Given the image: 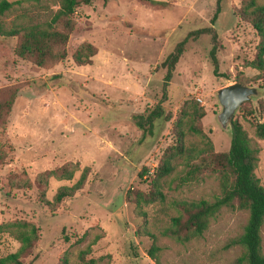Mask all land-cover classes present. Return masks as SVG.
<instances>
[{
  "label": "rangeland",
  "instance_id": "obj_1",
  "mask_svg": "<svg viewBox=\"0 0 264 264\" xmlns=\"http://www.w3.org/2000/svg\"><path fill=\"white\" fill-rule=\"evenodd\" d=\"M0 26L45 23L59 8L58 0H7ZM95 0L75 10L77 29L65 45L67 55L43 68L14 53L15 37L0 35V97L13 89L16 96L4 123L0 120V225L23 220L34 223L38 240L24 264H58L63 254L69 264H87L78 255L88 249L93 264H237L242 248L236 240L243 232L247 211L222 208L210 219L201 236L180 243L162 235L176 215L177 200H213L219 195L216 175L202 177L175 188L162 186L165 199L146 204L140 194L150 190L149 177H138L142 168L152 174L164 149L172 144L173 122L183 102L193 98L205 109L203 132L215 152H227L232 132L221 127L222 107L217 90L231 85L243 73L255 44L252 29L238 20L241 0H223L214 24L221 48L217 52L219 75L209 58L210 35L189 40L177 62L164 99L161 61L191 30L210 26L216 0ZM264 4V0H257ZM81 43L96 48L91 63L76 65L71 53ZM251 108L264 98L259 82ZM160 104L173 115L162 128L143 135L133 116ZM237 109L233 120L246 130L258 148L254 173L264 186V139L255 135V124L264 118ZM205 139L187 133V145L201 148ZM90 167L83 188L56 208L57 189L72 180L50 178L38 184L39 173L65 162ZM182 166L177 167L178 176ZM146 170V171H147ZM144 172V170L142 171ZM147 173V172H145ZM42 192L44 199H42ZM264 254V222L260 230ZM157 249L154 257L151 246ZM18 241L0 231V257L15 252Z\"/></svg>",
  "mask_w": 264,
  "mask_h": 264
},
{
  "label": "trees",
  "instance_id": "obj_2",
  "mask_svg": "<svg viewBox=\"0 0 264 264\" xmlns=\"http://www.w3.org/2000/svg\"><path fill=\"white\" fill-rule=\"evenodd\" d=\"M93 1L95 0H58L59 8L49 21L14 24L7 29L0 26V35L15 37V55L43 68L66 57L65 45L70 34L78 27L74 18L75 10L80 5H90ZM222 1L216 0L210 26L189 31L161 61L160 67L165 69L162 99L166 96L175 66L184 53L185 45L189 40L196 39L201 35H210L209 58L213 64L214 75H219L217 52L221 45L214 24L221 12ZM147 2L159 9H164L166 6L161 1L147 0ZM10 6L11 3L7 0H0V13L9 9ZM236 13L238 20L248 25L254 33L253 54L245 60L244 66L256 70L257 74L248 77L239 73L235 76L234 82L242 85L259 82V87L264 88V4H259L257 0H241ZM95 53L96 48L93 45L81 43L73 50L71 58L76 65L84 66L91 63V58ZM15 96L16 91L10 89L0 97V120L3 123ZM250 102V100L244 102L238 109L243 110L249 107L246 110L248 115L257 111L264 118V98H259L253 108H251ZM205 115V109L193 98L183 102L173 122L172 144L164 149L152 174H148L147 168H142L138 173L139 178H143L144 175L149 177L150 186L148 193L140 194V199L146 204L154 201L162 202L165 199L162 186L174 173H176V177L170 180L169 185L172 187V184L176 183L175 188L182 183L200 179L206 171L216 175L219 195L211 201L203 198L175 201L174 208L177 214L170 218L169 225L162 231V235L184 243L201 236L208 227L210 219L214 218L222 208L246 210L247 220L242 234L236 240V243L242 248V253L236 262L237 264H264L260 235L264 222V186L260 184L254 173L258 162V148L252 144L241 124L233 120L232 139L228 151L215 152L211 141L202 129L201 120ZM172 118L173 115L170 112L157 104L144 114L134 115L133 122L145 135L154 133L157 125L162 128ZM254 132L258 138L264 139V122L256 123ZM187 133L205 139V145L201 148L193 144L187 145ZM180 165L182 168L178 176L177 167ZM143 170L144 172H142ZM75 172H79L77 179L70 185L59 187L51 202L44 199L42 192V199L48 206L56 208L65 198L72 197L81 190L90 174V167H81L78 162L68 161L38 174V184L45 186L50 178L72 180ZM0 231H7L19 243L15 252L0 257V264H24V259L31 254L38 240V229L35 224L23 220H13L1 224ZM156 249L157 246L153 244L149 254L154 257ZM88 253V249L82 250L78 257L84 263L93 264V259H86ZM58 264H69L66 254H63Z\"/></svg>",
  "mask_w": 264,
  "mask_h": 264
},
{
  "label": "water",
  "instance_id": "obj_3",
  "mask_svg": "<svg viewBox=\"0 0 264 264\" xmlns=\"http://www.w3.org/2000/svg\"><path fill=\"white\" fill-rule=\"evenodd\" d=\"M258 93L254 86L233 83L217 90V99L222 109L217 116L221 127L233 130V118L236 110Z\"/></svg>",
  "mask_w": 264,
  "mask_h": 264
}]
</instances>
